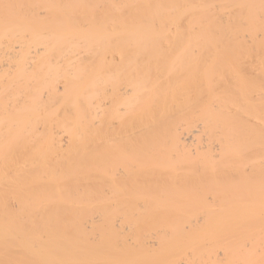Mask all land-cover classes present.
Returning a JSON list of instances; mask_svg holds the SVG:
<instances>
[{"label": "bare ground", "instance_id": "6f19581e", "mask_svg": "<svg viewBox=\"0 0 264 264\" xmlns=\"http://www.w3.org/2000/svg\"><path fill=\"white\" fill-rule=\"evenodd\" d=\"M0 264H264V0H0Z\"/></svg>", "mask_w": 264, "mask_h": 264}]
</instances>
